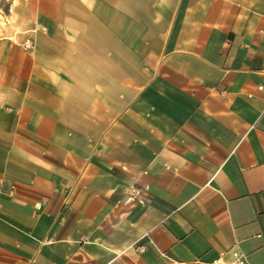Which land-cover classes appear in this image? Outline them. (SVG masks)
<instances>
[{
	"label": "crops",
	"instance_id": "1",
	"mask_svg": "<svg viewBox=\"0 0 264 264\" xmlns=\"http://www.w3.org/2000/svg\"><path fill=\"white\" fill-rule=\"evenodd\" d=\"M264 264V0H0V264Z\"/></svg>",
	"mask_w": 264,
	"mask_h": 264
},
{
	"label": "built area",
	"instance_id": "2",
	"mask_svg": "<svg viewBox=\"0 0 264 264\" xmlns=\"http://www.w3.org/2000/svg\"><path fill=\"white\" fill-rule=\"evenodd\" d=\"M234 259L230 264H246V258L244 252L239 249L233 251Z\"/></svg>",
	"mask_w": 264,
	"mask_h": 264
}]
</instances>
